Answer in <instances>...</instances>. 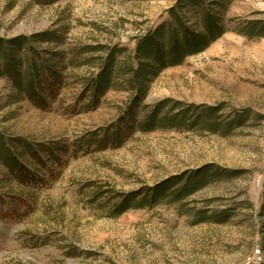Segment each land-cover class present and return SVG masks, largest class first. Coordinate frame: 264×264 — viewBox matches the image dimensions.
<instances>
[{"label": "rangeland", "instance_id": "374dc122", "mask_svg": "<svg viewBox=\"0 0 264 264\" xmlns=\"http://www.w3.org/2000/svg\"><path fill=\"white\" fill-rule=\"evenodd\" d=\"M172 10L203 31L180 0H0V38H26L44 63L38 100L0 77V137L24 170L0 159V264H264V37L250 36L264 0H208L225 34L166 63L145 98L125 79L99 100L88 89L100 50L134 56L142 36L176 30ZM156 112L185 125L140 131ZM192 176L205 181L183 200L115 213Z\"/></svg>", "mask_w": 264, "mask_h": 264}, {"label": "trees", "instance_id": "16d2710c", "mask_svg": "<svg viewBox=\"0 0 264 264\" xmlns=\"http://www.w3.org/2000/svg\"><path fill=\"white\" fill-rule=\"evenodd\" d=\"M207 2L208 0H180L182 5L199 9V21L203 28L201 33H189L183 25V19L174 14L175 10H172L176 19L175 26L177 28H175V31L180 33L179 39L175 37L177 33L173 36L174 27L162 25L155 31L156 34L142 36L143 38L141 37L136 42L137 55L133 56L132 50L129 51V49L118 48L117 46L109 48L108 51L106 50L107 47L105 50H100L102 54L97 58V63H99L97 67L100 69L96 77L92 78L90 83L87 84L88 89L99 100L111 88H117L116 79H125L132 89L136 90L141 99L145 98L149 89L150 76H154L156 72L165 67L166 63H170V65L181 64L186 57L203 52L211 42L216 41L225 34L226 28L221 24L222 19L214 16L212 11L205 10ZM252 29L250 36L264 37L263 25L252 27ZM35 39L36 43L52 40L43 37H35ZM27 41L26 38L11 41L0 38V77H8L19 86L22 92L25 91L30 99L38 100L41 96L35 91L34 85L35 80L42 77L41 70L44 63L41 62L38 56H32V53L35 54L37 50ZM120 56L124 57L123 61L119 60ZM24 66L27 68V73L23 83L19 78L22 77L21 70ZM52 79H55V83L60 81L58 76H54ZM134 108L135 105L129 111V116H135ZM213 111L204 114L209 121L206 127L211 130H215V127L220 125H217L216 122H210L209 119L212 118ZM183 121L185 122V120ZM181 123L177 122L175 118H162V116H159V112H156L140 122L138 127L142 132H151L160 127L176 128L185 125L183 123L181 125ZM0 159L4 160L11 173H22L24 171L1 137ZM201 175L204 174L201 173ZM204 181V177L192 176L187 179L185 186L172 192L171 184H166L147 194L141 202L137 201V194L125 196L122 198L121 203L116 205L115 213L122 214L133 208L154 205L166 197L183 200L198 191ZM262 213L264 214V204Z\"/></svg>", "mask_w": 264, "mask_h": 264}]
</instances>
